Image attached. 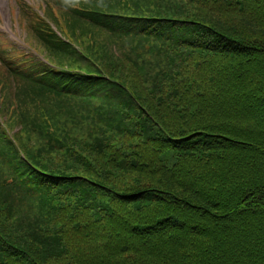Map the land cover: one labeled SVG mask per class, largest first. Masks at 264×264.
I'll return each instance as SVG.
<instances>
[{
  "label": "rangeland",
  "instance_id": "rangeland-1",
  "mask_svg": "<svg viewBox=\"0 0 264 264\" xmlns=\"http://www.w3.org/2000/svg\"><path fill=\"white\" fill-rule=\"evenodd\" d=\"M188 1L195 2L196 6L186 3ZM219 1L160 0L154 11L146 6L148 4L143 5L146 14H152V18H156L152 21L158 24L147 25L145 20L150 19H134L131 23L125 19L111 20L143 29L136 30L135 36L122 38L92 27L85 20L88 11L85 17L82 13L72 14L70 21L63 19L60 12L65 6L79 8L81 4L87 10L97 7L111 13L117 11L109 2L100 5L99 0L84 1L79 5L68 0H0V156L5 155L0 157V186L3 179H11L10 167H16L18 172L22 169L21 158L36 165L47 162L52 170L76 176L71 166L75 154L67 151L65 138L49 139L48 148L47 133L63 128L71 136L79 138L85 136V132L87 136L88 128L92 127L84 116L92 118L95 114L84 107V116L75 117V111L80 112L74 97L40 95L32 85L12 79L3 65L4 57L17 59V63L23 59V65H30L32 70L50 67L74 74L72 68L86 70L92 66L91 59L83 56L84 51L91 58L97 52L103 58L104 69L111 71L115 79L119 78L122 86L131 91L130 98L126 99L117 88L105 96L110 98L108 102L100 97L103 92L83 95L101 117L96 120L91 140L85 137L86 142H92L89 145H93L90 146L93 154L89 157L96 162L97 169L103 170L101 165L106 168L105 180L100 185L84 180L55 183V187L46 190L48 198L42 199L40 192L34 189L24 191L33 168L28 165L30 170L23 168L22 174L27 177L21 184L24 187L9 195L14 218L22 225L8 223V220L4 228L7 234L16 235L21 247L29 249L27 253L34 261L24 257L26 254L7 257L0 254V264H114L99 260L102 249L118 252V258L112 259L117 264H139L130 260L132 255L140 259V264H264V251H258L255 259L251 234L230 235L222 231L221 224L229 215H234L237 216L234 226L245 227L240 223L250 215H243L244 212L251 213L257 205H262V199L254 198L252 192L248 195L244 192L251 183L264 186V155L252 152V142L246 138L257 136L256 130L262 129H256L262 111L256 102L258 91H255L262 68L253 63L250 67L234 69L218 44L208 48L212 43L205 37L199 44H192L193 38L181 30L176 32L175 37H182L177 40L169 33L173 27L164 20L159 21L161 17L175 18L185 9L191 12L190 19L200 21L194 18L196 15L205 23L215 21L220 24L216 25L218 29L232 37L254 41L264 38L257 31V28L263 30L264 25L245 16V10L252 6L259 8L262 14L264 0H241L245 10L235 8L226 15H219ZM53 5L59 22L66 26L65 32L56 28L55 21L47 14ZM69 22L73 23V30H69ZM46 24L55 33V45L61 50L49 49L36 37L35 30L38 32ZM126 30L130 28L122 31ZM142 35L147 36L142 38ZM163 41L169 43L168 46L161 44ZM239 60L236 58L233 63ZM225 85L230 92L225 91L224 96L214 102L212 90L215 93L219 86ZM102 86L94 88L100 90ZM131 95L153 114L158 111L173 119L161 125L169 135L207 127L203 126L207 120H198L190 129H181L186 127L181 123L182 116L177 114L182 112V98L197 101L203 107L215 105L216 110L205 117H209V123L226 124L229 129L223 128L224 131L217 133L234 146H198L189 151L173 148L161 139L158 125L149 124L147 119L138 122L140 113L131 103ZM123 105L126 106L121 108ZM61 136L66 137L64 133ZM244 142L243 148L237 149L236 145ZM79 160L84 165L87 163L83 158ZM131 168L147 174H126L121 170ZM83 175L91 178L86 173ZM2 193L0 198L5 196ZM0 222L3 227L5 222ZM253 222L260 226L264 219L259 217ZM254 224L251 221L250 226ZM209 226L214 229H208ZM260 241L264 240L260 238ZM32 244L46 251L40 253L37 249L33 255Z\"/></svg>",
  "mask_w": 264,
  "mask_h": 264
},
{
  "label": "trees",
  "instance_id": "trees-1",
  "mask_svg": "<svg viewBox=\"0 0 264 264\" xmlns=\"http://www.w3.org/2000/svg\"><path fill=\"white\" fill-rule=\"evenodd\" d=\"M69 2L72 3H77L80 5L81 2L87 1V2H94L95 0H68ZM160 0H99V4L103 5L106 2H109L111 5H113L114 8H116L117 11H114L113 13L107 11L106 9H100L97 7H93V9H86L85 6H83L81 4V7L78 8V6H65L62 8V10L60 12L63 13L62 18L63 19H69V21L72 18V14L74 15H79V13H82L83 16L85 17L84 13L85 12H89L86 13L87 18L85 19L89 24H92V27L97 28V30L100 29H105V31L107 33L114 35H120V37H124V36H135L133 35V33L136 32V30L141 31L143 29H135L134 27L130 26V24H118V23H113L111 22V20L113 19H125L124 21H128V23H131L132 20L134 19H150V20H145L147 25L150 24H158L154 21H152V19H156V18H152V14L148 15L146 14V9L145 7H143V5H146L148 8H153L154 10H157L155 8V5L158 6ZM163 2V1H162ZM186 3H189L191 5L196 6L195 2L193 1H188ZM67 5H70L68 3H66ZM140 4V5H139ZM57 7L58 10V6L55 5ZM218 9L219 10V15H226L227 13H230L232 11V9H238V10H245L241 0H221L218 2L217 4ZM54 5L48 8L47 10V14L49 15V17L51 19H53L55 22L54 24L56 25V28L61 29L63 32L66 31V26L63 23L59 22V18L56 17V12L53 9ZM233 7V8H232ZM217 8V7H216ZM199 9V8H198ZM225 9H230V10H225ZM250 10H245V16L248 17V20L251 21H255L258 22L260 25H264V15H263V11L261 14V10H259V8H254V6H252L251 8H249ZM126 11V12H119V11ZM152 9L148 10L151 11ZM143 13V14H142ZM70 14V15H69ZM102 15L104 16V18L99 16ZM191 12H189L188 10L185 9H181V15H178L177 17L175 16V18L172 19H166L161 17L159 19V21L161 23H163L162 20H164L165 22H167L168 24H170L173 28L169 31V33H172V35L174 36V38H176L177 40H180L182 37L178 36L175 37L177 30H181L180 32L183 33H187L189 34L193 40L191 41L192 44H199L200 40L202 39V37H205L207 39V41L211 42L212 45H209L208 48H215V45L213 44H218L219 49L220 47L222 48V50L220 51L222 54L226 55V60L233 66L234 69H236V67H250L253 66V63L256 64H260L259 68H262V70H260L261 72V76L258 80V84L259 85H255L256 90L258 91V96L259 98H257L256 102L260 105L261 107V114H259L258 118V126L256 127V129H259L260 127L262 128L260 131H257V136L250 138V136H246V138L248 140H251L252 145H251V151L255 152V154L259 153L260 155H264V38L261 41H254L253 39H248V38H235L232 37L229 34H225V32H222L220 29H218L216 27V23H214L215 21H212L209 23H205L204 19L201 20V18H198V16L194 15V18L196 17L198 20H194V19H190L189 17H191ZM147 16V17H146ZM164 16V15H162ZM149 17V18H148ZM80 18V16H79ZM111 18V19H110ZM163 18V19H162ZM81 20L83 22H85L82 18ZM53 22V21H52ZM70 23V28L69 30H73L72 26L73 23ZM60 24V25H59ZM215 24V25H214ZM62 25V26H61ZM117 26L116 28H114V26ZM180 25V26H178ZM220 25V24H218ZM217 25V26H218ZM58 26V27H57ZM62 27V28H61ZM143 27H145V25L143 24ZM181 27V28H178ZM124 28H130V31H122ZM133 28V29H132ZM264 30V29H263ZM260 30L259 28H257V31L260 34L264 35V31ZM137 31V32H138ZM148 31V30H147ZM262 31V32H261ZM195 33V35H194ZM47 34V35H46ZM54 32L50 29V27L46 24V26L42 29H38V32L35 30V35L38 38L39 41H42V44H45L49 49L58 51L61 50L59 47H57L56 42V38L54 36ZM130 34V35H129ZM143 36V35H142ZM147 36V35H144ZM144 36L142 38H144ZM170 39H174L171 37H168ZM48 42V43H47ZM175 42V41H174ZM166 44V46H168L169 43L166 42H162L161 44ZM220 44V45H219ZM168 49V48H167ZM1 52V50H0ZM4 53V52H3ZM2 53V54H3ZM244 53V54H243ZM1 56V54H0ZM84 57H86L87 59H91L92 62V66H89L86 68V70H82L79 68H72L75 69L74 74H69L68 72H63V71H57L55 69H51L50 67H45L44 70H32L31 66H26L25 64L23 65L24 60L22 59L23 62H16L18 61L17 59H8L7 57H4V66L6 68V72L7 74L17 80H20L24 83H28L30 85H32L36 91L40 94V95H53L55 97H62V96H66V97H74L75 100H77V103L75 104L76 109L80 112H76L77 115H75V117H78L79 115H83L84 116V107L88 109V111L90 113L95 112V114L93 115L92 118H90L89 116L86 117L84 116L87 121H89V125H91L92 128H88L90 131L87 133L86 136V132H85V136L82 137H77V136H71L68 134V131L62 130L59 131L58 129H55L53 131H51L52 129L49 128V131L47 133V137H46V141L45 144L46 146L49 148L48 142L50 141L49 139H56V141L58 139H63L65 138V145L67 147V151L74 153L75 155H73L75 158L71 159L72 162V167L73 169L77 172L76 176L74 175H66V174H61L63 173L62 170H52L51 168H49L50 163L47 162H42L41 165H36L34 163H32L30 160H28V162L25 160H22L21 158V163L24 165L22 167V169L18 172V170H16V167H10V171L12 174L11 179L5 181L4 179L2 180L1 186H0V193L4 192L5 196L3 198H0V220H2V222H5L4 226L2 227L1 222H0V254H2V256L7 257V256H14V254H26V258H28V260L30 262H33L34 259L33 257H31L30 255H28V251L29 249L26 247H21L23 246L22 244H20L19 242H17L19 239L16 237L15 234H7L6 232V228H4L8 223H13L15 225H22L20 224V221L17 222L18 220L16 218H14V214L12 211V206L9 203V195L12 196L10 194L11 191H16L17 189L21 190V187H24L23 185H21L24 182V178H27L25 174H22L23 172V168L24 171L30 170V167H32L33 169L31 170V173L29 175L28 179V187H24V191H27L28 189L30 190H36L37 193L40 192L41 194V198L42 199H47V191L49 188L51 187H55L56 184L55 183H62L64 184L67 181L73 180V181H89L91 183H98L100 185V183H102L105 180V167H103L101 165V167L103 168V170H100V168L97 169V165L96 162L92 161V157H89V155L93 154V148L90 146L93 145H89L92 142H86L85 141V137L87 139H90L93 137L91 136V133H93L95 131V124H96V120L101 118L99 117V114L95 111L94 106L91 103L86 102V100L89 99H85L83 98V95H91L93 96V94L97 93V92H103L102 95H100V97H102L103 99L106 100V102L109 101V97H106L109 92L117 90V88H119V90L121 91V95H123L126 99L128 98L127 96H129L128 94L131 92L130 90H128L127 88H125L124 86H122V83L118 80H120L119 78H116L112 75L111 71H106L104 69V65L102 62V56L99 55V53L95 52V54H92V58L90 56H88V54L84 51L83 54ZM68 58L71 59L72 56L68 55ZM106 58V57H105ZM240 59L239 61H237L236 63H233L234 59ZM246 59L245 62H243V60L241 59ZM259 58L260 61H256L254 62L255 59ZM104 62H106L104 60ZM16 64V65H15ZM24 66V67H23ZM95 66L97 67V69L95 68ZM104 70H102V68ZM252 68V67H251ZM106 76H109L106 77ZM101 84H103L102 89L100 90H96V86H101ZM223 87V88H222ZM226 91V85L225 86H219L217 88V90L215 91V93L212 90V99L214 102L219 101V98H222L224 96V93ZM227 92H230V90H227ZM131 94V93H130ZM247 95V92H246ZM132 96V95H131ZM130 98V96H129ZM132 101L131 103L133 105H135L140 113V120L138 121L139 123L143 121L142 120H146L149 124H151V122L155 123L156 125H158L159 129H160V134H161V139L164 140V142L166 144H169L171 147H177L180 148L184 151H189V150H193L196 149L198 146H202L203 148L206 147H212L214 148V146H219L223 148L225 147H230V146H234V143H230L229 141H225L224 137H222L221 135H219L220 131H224V129L228 130L229 127H227L226 124H218L215 125L214 123H209L208 122V118L209 117H205L207 115H209L211 112L216 110V106L212 105L209 107H203L200 103H198L197 101H193L190 100L188 98H182L181 101V105L180 108L182 107V112H178L177 114L179 116H182V121L181 123L184 124V126H186L185 128H181L183 130H188L190 129L198 120H200V122H203L205 120H207L206 124H204L203 126H207L205 128H197L194 131H188L187 134H181V135H169L168 134V130L166 129V127L162 126L163 124H166L167 122L173 120L170 116H164L161 113H159L158 111L155 112L154 114L152 113V111L150 109H146L142 104L141 101H138L134 96H132ZM135 98V99H134ZM137 100V101H136ZM135 101V102H134ZM126 105L121 106V108H123ZM108 107V106H107ZM123 113H127V111L125 109H122ZM142 118V119H141ZM149 118V119H148ZM100 120V119H99ZM76 121V120H74ZM82 121V120H81ZM79 122V120H78ZM94 128V129H93ZM207 128V129H206ZM224 128V129H223ZM209 129V130H208ZM180 130V129H178ZM219 130V131H218ZM232 130V129H231ZM191 132H194L192 134H190ZM226 132V131H225ZM59 133V134H57ZM64 135L66 137H62L61 135ZM79 133H81L80 128H79ZM90 134V135H89ZM221 134V133H220ZM89 135V136H88ZM99 139V138H98ZM97 139V140H98ZM250 143V142H249ZM97 144V143H96ZM95 144V145H96ZM231 144V145H229ZM233 144V145H232ZM89 145V146H88ZM243 145H245V142L242 145H236L237 149L239 148H243ZM197 156V155H195ZM1 158L5 157V155H1ZM198 157V156H197ZM84 159L87 163L84 165L82 162H80L79 159ZM199 158V157H198ZM200 162V159L197 160V165ZM1 163V160H0ZM66 163H70V160H66ZM98 163V162H97ZM67 164V165H68ZM30 167H28V166ZM52 167H54V165L51 164ZM66 166V165H65ZM68 168V166H67ZM51 169V170H50ZM122 171H125V173H137L140 175L143 174H147L146 172H139L136 169H129V170H125V169H121ZM93 171V172H91ZM98 172V174H95L94 172ZM86 173L88 175H91L89 178L86 175H83V173ZM102 172V174H101ZM69 173V172H67ZM86 176V177H85ZM131 178V177H130ZM128 178V179H130ZM133 179L139 181V177H132ZM256 180H259V178H257ZM106 181H108L106 179ZM9 182V183H6ZM129 184L131 183H145L144 182H130L127 181ZM254 182H258V181H254ZM117 182L114 181V185ZM252 185H250V187H248V189L246 188L244 192L247 191V193L245 195L250 194L253 195L254 198H259L262 199V205L258 206L257 208L252 209V212H248L245 211L243 215H250L248 216V218H245L243 222H241L240 224L242 225H246L245 227L243 226H234L237 223V216L234 215H229L230 217L227 220H224L221 222L223 228L222 231H227L230 235L231 234H235L237 236H246L248 234H251V236H253V241L255 245L252 246V250L254 251L255 254V259H257V252L258 251H264V241H260L258 242V239H263L264 240V223L260 224V226H255L253 219H257V218H263L264 219V186L261 185V183H251ZM262 190H260V189ZM47 190V191H46ZM2 191V192H1ZM18 192V191H16ZM243 192V193H244ZM241 193V194H243ZM3 196V193L0 195ZM40 200V202L43 203V200ZM125 202H128L127 200H124ZM45 203V202H44ZM240 209V208H237ZM7 213V214H6ZM233 216V217H231ZM254 224L253 227H251V221ZM9 220V222L7 223V221ZM17 220V221H16ZM226 221H228L229 223H225ZM245 223V224H244ZM217 226V225H216ZM4 228V229H2ZM208 229H214V226L211 227H207ZM253 229V231H252ZM261 231V232H260ZM34 243V242H32ZM148 244H151V241H148ZM240 244H237V246H239ZM20 246V247H19ZM32 247L31 252L33 255H35V250L37 251V249H39L40 253L44 252V250L46 251L45 248H39L36 247L35 244L30 245ZM30 247V248H31ZM220 249H223L220 248ZM252 251V252H253ZM138 253V252H137ZM118 252H112L108 249H102L99 252V260L102 261H108L113 262L114 264H117L116 262H114L113 260L118 258ZM154 258H156L157 256L153 255ZM147 258V257H145ZM262 258V255H261ZM113 259V260H112ZM122 260V259H121ZM132 261H134L135 263H139L140 264V259H138L136 256H131ZM58 263V262H57ZM131 263V262H130ZM59 264V263H58ZM134 264V263H133ZM258 264V263H255Z\"/></svg>",
  "mask_w": 264,
  "mask_h": 264
}]
</instances>
